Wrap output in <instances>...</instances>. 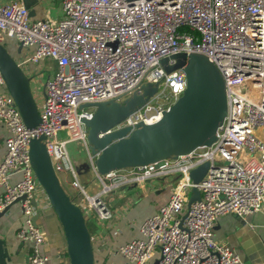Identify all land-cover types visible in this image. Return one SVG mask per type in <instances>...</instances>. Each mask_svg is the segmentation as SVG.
Masks as SVG:
<instances>
[{
  "label": "built area",
  "instance_id": "obj_1",
  "mask_svg": "<svg viewBox=\"0 0 264 264\" xmlns=\"http://www.w3.org/2000/svg\"><path fill=\"white\" fill-rule=\"evenodd\" d=\"M60 8L59 19L33 18L23 0H0V43L15 38L22 46L25 57L17 61L22 69L45 59L58 65L45 81L36 127H28L14 97L0 91V122L9 131L0 161V214L17 200L21 204L24 222L17 237L29 249V264L50 261L42 252L45 230L35 216L52 204L30 156L31 139L41 136L57 174L71 172L72 186L82 196L72 199L85 218L111 219L113 204L106 196L120 187L149 180L171 188L169 200L141 224L142 237L113 250L130 263L149 264L156 251L158 264L240 263V253L216 240L213 230L222 216L245 218L264 209V0H61ZM181 52L207 56L224 76L228 110L216 140L177 158L106 174L89 154V171L100 187L91 194L67 148L70 140L87 147L83 118L91 119L94 110L80 106L122 102L142 94L143 85L158 84L157 92L114 129L133 131L142 122H157L187 87L184 67L167 72L161 65ZM61 132L69 139H61ZM206 162L207 173L196 183L191 172ZM16 174L21 177L14 181ZM195 187L201 198L187 210ZM90 231L93 246L101 249L106 236ZM57 258L70 264L67 250H59Z\"/></svg>",
  "mask_w": 264,
  "mask_h": 264
},
{
  "label": "water",
  "instance_id": "obj_2",
  "mask_svg": "<svg viewBox=\"0 0 264 264\" xmlns=\"http://www.w3.org/2000/svg\"><path fill=\"white\" fill-rule=\"evenodd\" d=\"M23 1L30 9V15L36 16L34 6L37 0ZM18 51H22V46H19ZM161 65L167 72L184 67L187 87L157 122H142L133 131L131 127L114 129L157 92L158 84H145L142 94H134L122 102L109 100L80 106L82 109L94 110L93 117L83 118V122L88 127L87 149L100 174L170 157L177 158L200 146L211 145L216 140L217 129L228 110L225 79L220 69L207 56L196 52H181L165 57L161 60ZM0 70L5 78L7 91L14 97L26 125L30 128L38 126L41 115L31 88V78L3 43H0ZM45 139V136L31 139V162L62 225L69 262L96 264L91 231L83 210L73 201L55 171ZM209 166L210 163L206 162L192 170L191 177L196 183L202 180ZM89 170L88 168L85 174L80 175L81 181L91 179ZM200 198V191L193 188L187 210ZM17 202L18 200L14 203ZM187 215L188 211L183 215L181 224ZM38 217L39 214L35 216V220ZM6 258V250L1 246L0 261Z\"/></svg>",
  "mask_w": 264,
  "mask_h": 264
},
{
  "label": "crops",
  "instance_id": "obj_3",
  "mask_svg": "<svg viewBox=\"0 0 264 264\" xmlns=\"http://www.w3.org/2000/svg\"><path fill=\"white\" fill-rule=\"evenodd\" d=\"M45 2L44 0H37L34 6L36 9L34 18L51 17L59 19L61 17V0L54 9L45 8L47 5ZM38 7L43 8V10L46 9L43 14L41 13V17L37 15ZM52 74L44 77L39 74L36 77L43 90L45 81ZM32 91L34 94V89ZM34 97H36L35 94ZM41 97L43 102L44 96ZM8 134V128L0 122V161L6 151ZM84 149L86 153L84 163L79 164L77 168L75 167L79 177L85 174L88 168L90 169L88 163L90 152L86 146ZM20 177L21 174H16L13 180L16 181ZM60 178L68 193L78 202L76 197H79V200L82 198L79 191L75 188L76 191L70 192L61 175ZM82 183L84 186L86 184L91 194L100 190L94 176L87 179V182L82 181ZM136 187L135 183L126 185L106 196L107 199H111L113 208H115L114 216L108 219L106 223L96 220L97 222L92 228L93 232L106 236V244L101 249L97 246L94 247L95 258L99 260L100 264H132L113 250L133 239L142 237L141 224L148 217L157 213L161 206L169 200L172 193L170 187H162L156 182L150 185L140 184L139 189ZM3 191L4 188L0 186V195ZM38 214V222L43 225L46 234L42 252L50 258L49 264H62L57 258V252L66 250V238L58 216L52 206L40 209ZM23 222L24 216L19 202L12 204L5 213L0 214V247H4L7 253V258L1 259L0 264H28L29 249L17 237V232ZM100 224L103 227L97 228ZM213 232L216 240L229 244L240 253L241 262L238 264H264V209L245 218L233 213L222 216L218 219ZM159 257L160 252L156 251L154 259L149 264H155Z\"/></svg>",
  "mask_w": 264,
  "mask_h": 264
},
{
  "label": "rangeland",
  "instance_id": "obj_4",
  "mask_svg": "<svg viewBox=\"0 0 264 264\" xmlns=\"http://www.w3.org/2000/svg\"><path fill=\"white\" fill-rule=\"evenodd\" d=\"M44 1H46L45 3L47 4L45 6V8L49 7L50 9H54L55 7H57V5L59 3V0H54V1L53 0H44ZM2 2L7 3L8 0H2ZM45 10H43V8L38 7L37 8V15L39 17H41L42 16L41 13L43 14V11L45 12ZM5 46L7 47L9 52L15 57V59L17 61L24 59L25 52H24V50L22 53L18 52L20 45L15 40V38H7V40L5 41ZM23 69H24V72L32 79L31 87L33 86L32 89H34L36 101L40 106V104L42 102L41 96H45V92L42 89L40 82L38 80H36V77L39 74L43 75V77H44V76L50 75L51 73H55L58 69L57 62L54 59H45L38 64L25 63L23 66ZM37 90H38V92H37ZM0 91H6L7 92L6 85L0 86ZM42 92H43V94H42ZM40 111H41V108H40ZM60 138L61 139H69L68 136L65 134V132L60 133ZM67 148L69 150L71 160H72V162L76 168L78 167L79 164L84 163V160L86 158V155H85L86 153H85V149H84L85 146H84V143L82 141L70 140L67 143ZM60 175L62 176V178L64 180V184L67 186V188L70 190V192L76 191L75 187L72 186L73 176H72L71 172L67 171V170H63V171H60ZM145 184L150 185L151 181L147 180ZM135 185L137 186L136 189H139L140 182L135 183ZM85 186H86V184H85ZM76 200L79 201V197H76ZM114 209L115 208H113V211H114ZM86 219H87V223H88L89 228L92 229L93 225L97 221L92 219L91 216H88ZM107 221L108 220H103L102 222L106 223ZM100 227H103V226L100 224L97 228H100ZM96 264H100V262L97 258H96Z\"/></svg>",
  "mask_w": 264,
  "mask_h": 264
}]
</instances>
